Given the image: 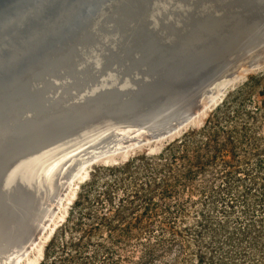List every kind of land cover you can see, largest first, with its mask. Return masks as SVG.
<instances>
[{
  "label": "bare ground",
  "instance_id": "obj_1",
  "mask_svg": "<svg viewBox=\"0 0 264 264\" xmlns=\"http://www.w3.org/2000/svg\"><path fill=\"white\" fill-rule=\"evenodd\" d=\"M250 11L254 14L244 30L239 16ZM28 21L33 23L26 25ZM124 23L131 24L133 31L126 38L115 37L116 25ZM24 24V29L17 28ZM157 35L168 38L171 53L196 45L193 66L210 65L249 41L252 45L238 51L226 73L205 87L190 110L169 123L166 120L157 128L124 126L122 136L112 142L89 153L72 151L47 164L45 172L54 180L59 171H68V162L80 159L78 167L61 180L58 194L45 200L41 219L31 224L32 209L17 206L22 188L6 183L4 169L13 162L9 153L46 137L65 122L110 108L122 94L112 81L129 76L140 65ZM263 43L264 0H0V255L30 229V238L17 243L0 264H20L28 257L74 182L90 167L89 161L161 135L192 116L197 120L221 101L233 78L264 67V55L246 59ZM171 102L165 110L179 104ZM4 187H8L7 205Z\"/></svg>",
  "mask_w": 264,
  "mask_h": 264
},
{
  "label": "trees",
  "instance_id": "obj_2",
  "mask_svg": "<svg viewBox=\"0 0 264 264\" xmlns=\"http://www.w3.org/2000/svg\"><path fill=\"white\" fill-rule=\"evenodd\" d=\"M233 95L158 153L94 166L38 264H264V138Z\"/></svg>",
  "mask_w": 264,
  "mask_h": 264
},
{
  "label": "water",
  "instance_id": "obj_3",
  "mask_svg": "<svg viewBox=\"0 0 264 264\" xmlns=\"http://www.w3.org/2000/svg\"><path fill=\"white\" fill-rule=\"evenodd\" d=\"M253 14L250 11L241 13L239 16L241 26L244 30L248 28L245 24H249L245 22ZM32 23L28 21L25 24L29 25ZM25 24L18 25L17 28L22 30ZM132 31L133 26L131 24H118L116 25L114 36L126 38ZM249 31L250 29L246 32ZM167 42L168 38L162 35L153 37L140 65L129 76L112 81V85L118 88L122 94L116 98L110 108L104 109L87 119L80 118L65 122L52 129L46 137L36 142L21 144L9 153L8 157L13 159V162L4 169L6 183H12L22 188L17 206H22V208L26 206L30 210L32 209L31 224L37 219H41L45 212V208L42 207L45 200L55 197L58 194L62 186L61 180L67 177L71 170H75L78 167L77 162L80 159L78 157L75 161L68 162V171H59V173L55 174L57 178L54 177V180L49 177L48 172H45V166L47 164L56 159H60L72 151L89 153L98 147L112 142L122 136L121 129L124 126H155L154 128H157L166 120L169 123L173 117L190 110L196 104L199 95L202 94L205 87L216 77L219 78L225 74L229 69L228 67H230L232 59L239 52L247 50L252 45V41H249L244 47H239L242 49H235L233 52L231 51V53L210 65L193 66L194 64L192 65V63L195 59L194 53L196 50L194 46L196 45L183 47L182 49L184 50L175 54L169 51ZM246 79L247 75L233 78L225 89L224 96L220 102L224 100L230 87L234 88L236 83L243 82ZM174 86L176 87L175 89ZM177 93L178 95L176 96ZM171 101L179 102V104L170 107L169 110H165L168 105L173 103ZM219 103L215 104L214 107ZM155 112L157 113L154 114ZM195 118L192 116L179 126L161 135L103 153L93 158L87 164V167H90L83 180H87L91 167L94 164L101 161L109 163L114 155L147 146L152 142L172 138L190 124L195 123ZM40 142H46V144L38 146ZM46 149L48 151L42 153ZM79 186L77 185L73 200L76 197ZM7 189L8 187H4L2 194L5 205L8 204ZM55 229L56 226L52 229L50 236ZM28 230L30 231V229ZM29 231L17 242L19 245L30 234ZM27 238H30V236ZM17 243L12 249L4 251L0 255V262L3 260L2 257L7 258L9 253L14 252L11 250L15 246H18Z\"/></svg>",
  "mask_w": 264,
  "mask_h": 264
},
{
  "label": "rangeland",
  "instance_id": "obj_4",
  "mask_svg": "<svg viewBox=\"0 0 264 264\" xmlns=\"http://www.w3.org/2000/svg\"><path fill=\"white\" fill-rule=\"evenodd\" d=\"M257 55H258V57L261 55H264V43L260 47H258L255 51L248 54L246 56V59H248L251 56H257ZM255 70H254V72H251L247 75V79L245 81L236 83L234 88L230 87L228 89L227 95L229 93L234 94L232 97L229 98V101L231 104V109H235V110L237 109L239 111V114H240L239 115L240 119L242 121H248L249 122V125L251 128V133L255 134L256 137L264 138V67H262L260 69H255ZM215 84H216V86L218 85V83H216V82H215ZM240 87H243V91H241L240 93H237V92L235 93V91H238L240 89ZM221 96H223V95L220 94L217 98H219ZM219 99L216 100V102H219ZM222 102H220L219 104H221ZM216 107L212 106V108L210 110H207L197 120H195L196 121L195 123L190 124L189 126L184 128L180 133L176 134L172 138H169V139H166L163 141H159V142H152V143L148 144L147 146L136 148L134 150L127 151L126 153H120V154L114 155L109 163H106L104 161L98 162L97 164H94L91 167V170L94 166H96L98 164H118V163L121 164V163H124V162L128 161L129 159L133 158L134 156H137V155H140L143 153H149V154L158 153L169 141L180 136L183 132L187 131L188 129H199V128H201L204 125L208 115ZM88 169L89 168H87L78 177V179L74 182V186L70 189L65 201L63 202L62 206L60 207V210L57 212L56 216L54 217V220L52 221L50 226L47 228L46 232L43 234L41 241H39L38 245L32 250V252L28 255V257L25 260L20 262V264H38V263H40V261L43 258L44 246L47 243V241L49 240V238L51 237V236L49 237V235L52 231V228L57 226V224L61 220H62L61 222H63L65 220L67 208L70 205V203H72L74 201L73 197L75 195L76 187H77V185H80L84 181H86L83 179L86 176V174H84V173H86ZM82 180H83V182H80ZM51 225L54 227H52Z\"/></svg>",
  "mask_w": 264,
  "mask_h": 264
}]
</instances>
